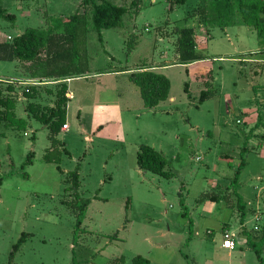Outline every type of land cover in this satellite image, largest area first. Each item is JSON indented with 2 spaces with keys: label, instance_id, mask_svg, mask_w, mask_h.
<instances>
[{
  "label": "rangeland",
  "instance_id": "1",
  "mask_svg": "<svg viewBox=\"0 0 264 264\" xmlns=\"http://www.w3.org/2000/svg\"><path fill=\"white\" fill-rule=\"evenodd\" d=\"M111 1L130 7L135 0ZM140 1L123 28L103 30L102 39L90 17L54 34H75L45 70L75 77L64 81L67 130L51 135L32 117L25 92L33 86L19 83L28 75L22 63L0 61V97L17 101L14 114L0 113V264H133L138 256L153 264H264V46L245 25L208 32L189 17L200 0ZM81 3L3 0L16 21L0 19V38L55 31L84 16ZM193 27L202 60L181 64L179 32ZM145 66L171 82L169 99L155 109L145 107L130 80ZM47 82L39 87L51 88L41 91L50 107L59 85ZM204 91L210 93L202 101ZM144 145L165 156L171 178L139 167ZM77 167L81 199L91 202L80 228L67 204L76 201L74 191L66 192ZM227 231L234 251L222 249ZM23 233L29 237L11 260ZM248 236L259 242L262 259Z\"/></svg>",
  "mask_w": 264,
  "mask_h": 264
},
{
  "label": "trees",
  "instance_id": "2",
  "mask_svg": "<svg viewBox=\"0 0 264 264\" xmlns=\"http://www.w3.org/2000/svg\"><path fill=\"white\" fill-rule=\"evenodd\" d=\"M135 1L130 7H127L125 5H118L111 0H82L81 7L83 8L84 16L76 14L70 17L61 26L55 28V31L30 29L16 38H10L8 40L0 38V61L13 62L17 60L22 63L23 69L27 72L28 76L34 78L49 79L54 77L57 81L70 79L71 75L67 73H59L57 76L45 73V70L50 66L51 57L53 56L55 58L61 55V53H58L59 48L75 41L73 31H69L70 33L65 36L59 35L56 37L54 34H58L59 28L63 27H67L68 30H71V28L77 29V24L83 18L90 17L92 28L99 33L100 39H102L103 30L124 27V18L128 14L129 9H136L140 5V0ZM187 1L175 0L174 4L185 5ZM189 17L194 19L200 18L208 32L213 28L226 29L238 25L248 26L257 32L259 40L264 46V0H200L199 5L189 14ZM0 19L10 22L16 21V16L10 14L3 6V0H0ZM196 37L197 31L195 27L185 28L179 32L178 54L181 64H190L202 60V57L196 51L198 47ZM130 80L139 87L146 108L155 109L170 97L171 82L169 78L151 68L145 66L135 72H131ZM19 83L26 86L22 82ZM12 85H9L10 95H14L13 92H15L13 91L14 86ZM33 87L28 88L29 92L27 90L25 92L28 99H33L37 95V90L35 86ZM32 89L33 93H31ZM209 93V91H204L201 100H205L209 96ZM0 94L3 93L0 91ZM9 97H0V108H2L0 113H4L5 111H13V114L15 113L17 101L15 97ZM56 99L57 102L54 107L31 102L28 103L29 112L32 117L47 125L51 135H54L60 126L63 128L66 125L64 116L67 112V102L69 99L67 97L66 84H59ZM1 103L6 105L3 106ZM65 152L68 155L70 154L67 149H65ZM138 165L144 171L152 172L165 178L172 177V173L168 170V160L153 147L146 145L141 147L138 152ZM59 170L62 171L60 167ZM79 171L80 167H77L66 178V183L72 185V188L66 189V192L73 190V195L76 197V201L67 204L71 205L77 211V228L82 226L87 209L91 203L89 200L85 201L81 199L79 193L81 187ZM239 178L240 172L237 173L236 178L232 182L236 193H238ZM238 198L242 222H244L247 216L246 204L241 197ZM211 200L218 201L220 198L212 197ZM28 237V233H23L18 243L14 245L13 251L11 252V260L16 257ZM248 242L257 251L260 259H262L259 242L254 240L252 236H248ZM133 264L153 263L147 258L138 256L134 259Z\"/></svg>",
  "mask_w": 264,
  "mask_h": 264
},
{
  "label": "crops",
  "instance_id": "3",
  "mask_svg": "<svg viewBox=\"0 0 264 264\" xmlns=\"http://www.w3.org/2000/svg\"><path fill=\"white\" fill-rule=\"evenodd\" d=\"M8 39H10V38H8ZM264 52V51H263ZM147 67V66H146ZM165 67H167V66H163L162 65V67L161 68H165ZM148 68H151V69H153V70H155V71H157L158 72V67H148ZM88 71V69H84V70H82V71H80L81 72V74H83V73H85V72H87ZM54 78V77H53ZM73 78H75V77H71L70 79H73ZM42 79H44V80H46L45 82H39V81H41ZM70 79H66V80H63V81H57L56 79H52V78H34V77H31V76H28V75H25V79H22V81H20V82H22L23 84L24 83H32V82H38L39 84L38 85H35V87H39V86H42V85H44V87L46 86V85H51L50 83H52V82H47V80L48 81H50V80H55V83L54 84H65L64 83V81H69ZM21 80V79H20ZM43 89H46V90H43ZM56 89V88H55ZM51 90V88H38V94L36 95V97L35 98H33V99H31V103H36V104H39V105H43V106H46V105H48V104H46L45 102H46V99L47 98H45V96H44V92H41V91H45V92H47V91H50ZM41 92V93H40ZM58 91H56V93H57ZM13 93H15V92H13ZM71 96V94L68 92L67 93V97H70ZM55 105L54 104H52V105H50V107H54ZM63 130H67V129H64L63 128ZM223 240V239H222ZM222 249H224L223 248V246H222ZM225 250V249H224ZM229 252V255H231L232 254V252H230V251H228Z\"/></svg>",
  "mask_w": 264,
  "mask_h": 264
},
{
  "label": "built area",
  "instance_id": "4",
  "mask_svg": "<svg viewBox=\"0 0 264 264\" xmlns=\"http://www.w3.org/2000/svg\"><path fill=\"white\" fill-rule=\"evenodd\" d=\"M38 84H39L38 82L24 83V85H27V86H35ZM27 92H29V89H27ZM238 123L241 124V121H238ZM63 128L68 129L67 124ZM222 246L224 249L230 250V251H234V249L236 248V244H235V241L233 239V235L231 234V232L227 231L224 234Z\"/></svg>",
  "mask_w": 264,
  "mask_h": 264
}]
</instances>
